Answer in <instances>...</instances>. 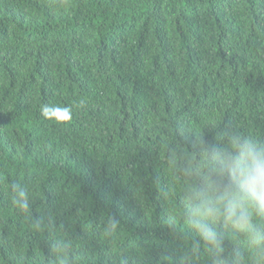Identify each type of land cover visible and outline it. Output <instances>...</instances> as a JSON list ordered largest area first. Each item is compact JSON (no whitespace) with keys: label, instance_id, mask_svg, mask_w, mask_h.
<instances>
[{"label":"trees","instance_id":"16d2710c","mask_svg":"<svg viewBox=\"0 0 264 264\" xmlns=\"http://www.w3.org/2000/svg\"><path fill=\"white\" fill-rule=\"evenodd\" d=\"M236 137L264 145V0H0V264H264L192 223Z\"/></svg>","mask_w":264,"mask_h":264},{"label":"clouds","instance_id":"9594fccd","mask_svg":"<svg viewBox=\"0 0 264 264\" xmlns=\"http://www.w3.org/2000/svg\"><path fill=\"white\" fill-rule=\"evenodd\" d=\"M41 114L45 118H70L71 109L55 105H42ZM234 151L217 154L220 167L218 176L208 187L215 192L214 199L203 197L201 206L195 209L193 226L202 240L215 251L217 260L223 259L221 239L210 221L223 219L238 230H248L254 242L264 240V230L253 223L252 211H264V145L249 139L234 138ZM12 203L25 214L30 212L31 203L28 188L16 183L12 187ZM198 217H204L201 219ZM119 220L115 216L108 219L109 230H115ZM59 246L54 244L53 251Z\"/></svg>","mask_w":264,"mask_h":264}]
</instances>
